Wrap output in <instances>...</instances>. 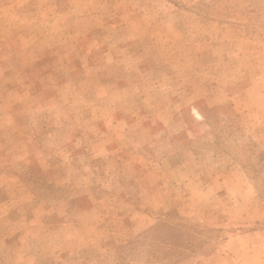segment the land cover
Returning a JSON list of instances; mask_svg holds the SVG:
<instances>
[{
  "label": "rangeland",
  "instance_id": "374dc122",
  "mask_svg": "<svg viewBox=\"0 0 264 264\" xmlns=\"http://www.w3.org/2000/svg\"><path fill=\"white\" fill-rule=\"evenodd\" d=\"M0 264H264V0H0Z\"/></svg>",
  "mask_w": 264,
  "mask_h": 264
}]
</instances>
